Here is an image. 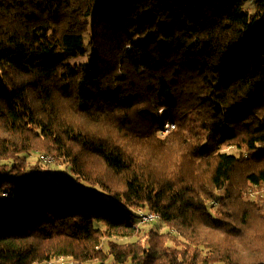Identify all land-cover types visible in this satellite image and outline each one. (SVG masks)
<instances>
[{"label":"trees","instance_id":"16d2710c","mask_svg":"<svg viewBox=\"0 0 264 264\" xmlns=\"http://www.w3.org/2000/svg\"><path fill=\"white\" fill-rule=\"evenodd\" d=\"M248 1L0 0V264H264V0Z\"/></svg>","mask_w":264,"mask_h":264},{"label":"rangeland","instance_id":"374dc122","mask_svg":"<svg viewBox=\"0 0 264 264\" xmlns=\"http://www.w3.org/2000/svg\"><path fill=\"white\" fill-rule=\"evenodd\" d=\"M247 7L250 8L251 12H255V13L258 12V9L256 7V0H249L247 2ZM258 23H260L261 26H264V10L262 11L261 14L259 13V15H258ZM88 53H89V56L80 57L78 59L74 58L71 61L73 63L74 62L90 63L91 57L93 56L94 51H92L91 48H89ZM225 150L229 151V152H235L236 148L229 146V147H226ZM43 156H45V157H43ZM39 157L42 159V161H41L42 166L46 169L45 173L51 179L57 180V181L67 182L70 185H73L77 188H81L82 190L86 191L88 194H91L93 196H95V194H96L97 196L100 197L101 194L99 192H101L102 189L99 185H93V184H90L84 180H77L76 177L71 173V171L69 170V168L66 165L54 163V157L51 154L38 152V153H33L29 156V158L32 162L38 161ZM47 157H49V159ZM150 226L158 229L159 231L168 230V227L164 223L153 222V223H148L147 225H142V228L140 231L143 232L145 229L149 228ZM135 238H136V236L127 237V238H115V239L122 242V241H127V240H133ZM66 264H101V261L95 260V261L76 263V262L72 261L69 257H67ZM126 264H129V263H126Z\"/></svg>","mask_w":264,"mask_h":264},{"label":"built area","instance_id":"2783aa9c","mask_svg":"<svg viewBox=\"0 0 264 264\" xmlns=\"http://www.w3.org/2000/svg\"><path fill=\"white\" fill-rule=\"evenodd\" d=\"M174 125L173 124H167V128L165 131H168L170 128H172ZM45 157V156H43ZM49 159V157H47ZM136 212L139 214V219L140 223L144 222H151V221H158L161 219V215L158 212L155 211H148L145 210L144 208L139 207ZM66 256H59V257H54L52 259H49L46 261L45 264H66Z\"/></svg>","mask_w":264,"mask_h":264}]
</instances>
